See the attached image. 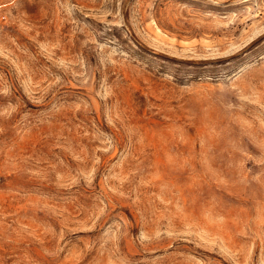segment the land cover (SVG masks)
<instances>
[{
	"label": "rangeland",
	"instance_id": "374dc122",
	"mask_svg": "<svg viewBox=\"0 0 264 264\" xmlns=\"http://www.w3.org/2000/svg\"><path fill=\"white\" fill-rule=\"evenodd\" d=\"M0 264H264V0H0Z\"/></svg>",
	"mask_w": 264,
	"mask_h": 264
}]
</instances>
